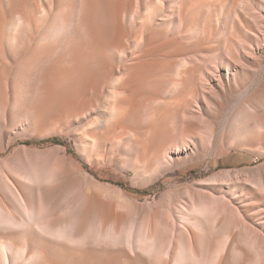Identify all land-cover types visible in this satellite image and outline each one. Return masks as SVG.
I'll return each mask as SVG.
<instances>
[{
	"label": "bare ground",
	"instance_id": "obj_1",
	"mask_svg": "<svg viewBox=\"0 0 264 264\" xmlns=\"http://www.w3.org/2000/svg\"><path fill=\"white\" fill-rule=\"evenodd\" d=\"M101 1L0 25V152L54 121L82 160L64 145L0 159V264H264V0ZM233 147L260 163L173 174ZM111 165L174 187L140 202L104 182L123 179Z\"/></svg>",
	"mask_w": 264,
	"mask_h": 264
},
{
	"label": "rangeland",
	"instance_id": "obj_2",
	"mask_svg": "<svg viewBox=\"0 0 264 264\" xmlns=\"http://www.w3.org/2000/svg\"><path fill=\"white\" fill-rule=\"evenodd\" d=\"M55 1L56 3H63L65 1L71 3V0H0V25L11 24L14 17L21 13L25 17H30L35 27L42 28L44 19L51 16V14L54 12ZM110 1L111 2H109V0H103L100 2L102 11L107 6V4H110L109 7L112 6L113 0ZM199 1L204 2L205 0ZM138 19L140 20L137 22L136 31H140L143 28V23L146 20V18L143 16H139ZM3 37L7 41L15 40L13 34L8 30L4 31ZM46 47H48L49 49V44H47ZM53 58H56V56H54ZM46 71L47 69H45L43 72ZM83 90L85 89L83 88L81 91ZM104 102L105 93H103L101 97L100 104L104 105ZM11 114L15 119H18L13 115V113ZM82 125L83 124L79 121L74 126V129L76 131H80V127ZM62 129L63 126H58V129H56V123L53 121L52 123H50V129L44 131V134L46 135L42 137H38L35 134H33L32 136H16L17 138L15 139V141L10 144L7 149L0 152V159L5 158L18 147H25L24 151L26 153H29V149L35 147V149L43 151L58 145H64L67 147L69 154L72 155V158H76L77 160L82 161L78 154L76 141L70 136L64 137L63 135L61 136V134L56 133L57 131H60ZM11 132V136L15 134L17 135L19 133V129H17V127H14L12 128ZM62 132L67 133V131L64 129ZM106 147L107 149L110 148V142L107 143ZM103 148H105L104 144L100 149ZM209 159L210 163L208 167ZM258 163H260V160H258L256 156H254L253 153L248 149H245L243 147H233L229 153H224L219 156L214 155L205 158H203V156H194L192 158H189L186 163L178 170L173 172V174L179 177L178 183L180 185L192 186L193 182L208 178L220 169L240 170L243 168L256 166ZM106 174L114 178L123 175V179L114 180L109 178L108 180H104V182L109 181L111 184L121 186L126 195L134 197L140 202L144 200H152L153 198L159 200V196H161L169 188L174 187L172 184L169 185L164 181H159L154 184H147L144 186H133L131 183L132 173L129 172L128 174H124L115 165L109 166V170L108 172H106ZM173 174L170 173L169 176H172ZM176 196H179L178 192H176ZM164 199L167 201L168 198L165 197ZM60 251L63 255L66 256V259L63 262L57 264H75V260H73L72 257H69L71 253L64 250ZM99 262L104 263L103 259H99Z\"/></svg>",
	"mask_w": 264,
	"mask_h": 264
}]
</instances>
